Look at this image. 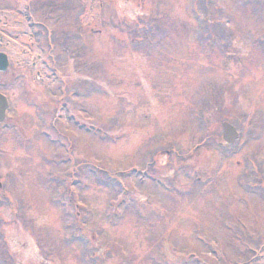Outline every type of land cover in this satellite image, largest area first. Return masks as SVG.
I'll list each match as a JSON object with an SVG mask.
<instances>
[{"label":"rangeland","instance_id":"obj_1","mask_svg":"<svg viewBox=\"0 0 264 264\" xmlns=\"http://www.w3.org/2000/svg\"><path fill=\"white\" fill-rule=\"evenodd\" d=\"M41 1L28 95L0 130L1 262L264 264V2ZM58 111L48 139L38 119Z\"/></svg>","mask_w":264,"mask_h":264},{"label":"flooded vegetation","instance_id":"obj_2","mask_svg":"<svg viewBox=\"0 0 264 264\" xmlns=\"http://www.w3.org/2000/svg\"><path fill=\"white\" fill-rule=\"evenodd\" d=\"M10 1V0H9ZM11 2V1H10ZM11 9L0 10V56H3L4 59L0 58V95L4 96L7 100L8 106L6 107V115L2 120V124L0 125V129L3 127L4 130H8V126L11 125L12 118L8 115V112L13 108L14 104H23L26 101L28 92L26 91V87H28V83L19 77H23L21 72L25 70V67L28 62V54L26 47L28 44V36H27V27L29 24V13L31 12V19L34 25L38 28L42 26L41 20L38 18L40 16L39 11H41V4L43 1L41 0H12ZM36 9V10H35ZM44 9V7L42 8ZM25 22V27L22 25V21L20 20V15ZM12 16H16V21H20L22 27H18L16 30L13 29V19ZM12 19V21H10ZM38 40V39H37ZM32 47H37V42L32 41ZM36 59V63H32L31 67L33 69L38 68V63L40 65L44 64L41 62L40 57L34 56ZM34 59H31V61ZM5 69V70H4ZM16 70V71H15ZM3 71V72H2ZM37 76H40V71L37 73ZM19 79L22 81L20 82ZM17 84H16V83ZM21 89V91H19ZM66 98H64L65 100ZM66 108V104H65ZM76 111V110H75ZM74 111V112H75ZM42 112V110H41ZM60 115V113H58ZM70 122H75V114L70 113ZM41 124H54L55 121L52 119H47L44 121V118L38 119ZM1 134V132H0ZM156 172H150L149 176L155 177Z\"/></svg>","mask_w":264,"mask_h":264},{"label":"water","instance_id":"obj_3","mask_svg":"<svg viewBox=\"0 0 264 264\" xmlns=\"http://www.w3.org/2000/svg\"><path fill=\"white\" fill-rule=\"evenodd\" d=\"M223 139L227 144H232L238 137L236 130L229 124H224Z\"/></svg>","mask_w":264,"mask_h":264}]
</instances>
